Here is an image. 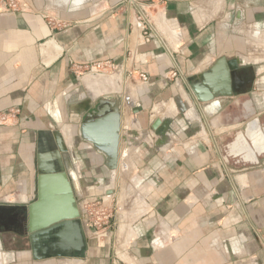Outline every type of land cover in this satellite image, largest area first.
<instances>
[{
    "label": "crops",
    "instance_id": "0c3cea01",
    "mask_svg": "<svg viewBox=\"0 0 264 264\" xmlns=\"http://www.w3.org/2000/svg\"><path fill=\"white\" fill-rule=\"evenodd\" d=\"M123 1L19 0L18 12L0 10V115L20 110L18 124L0 126V232L13 234L15 215L25 227L26 207L35 198L42 133L59 131L71 150L70 165L97 178L94 186L79 185L80 175L74 173L72 180L82 191L92 188L103 200L119 192L118 184L111 188L99 182L109 171L103 153L81 138L84 113L67 111L61 100L79 77L77 70L110 62L117 64L120 79L121 74L132 79L125 82L130 107L122 91L114 96L121 99L116 172L128 138L124 150L141 209L130 223V261L264 264V151L256 152L247 134L248 124L257 119L264 137V0L154 4L155 37L147 43L140 38L143 24L135 17L136 8ZM220 57L240 62L233 95L198 105L190 87L201 84ZM140 73L146 82L139 80ZM174 73L181 82L173 85L168 75ZM75 116L79 125L68 145L60 128ZM156 119L161 124L153 129ZM126 128L137 131V137ZM75 134L81 141L77 148ZM90 194L82 193L84 204ZM83 214L86 249L80 254L34 260L28 249L15 252L13 264H104L102 246L97 253L87 241Z\"/></svg>",
    "mask_w": 264,
    "mask_h": 264
},
{
    "label": "water",
    "instance_id": "95a60500",
    "mask_svg": "<svg viewBox=\"0 0 264 264\" xmlns=\"http://www.w3.org/2000/svg\"><path fill=\"white\" fill-rule=\"evenodd\" d=\"M237 14V18H240L238 12ZM239 63L237 59L227 60L225 57L215 60L210 71L202 75V83L192 84L190 87L196 103L199 105L214 99L231 97ZM99 97L91 98L78 81L62 95L61 100L67 111L87 101L90 102V106L83 112L85 118L84 123L80 125V135L97 151L103 153L112 188L116 177L114 171L117 167L120 140L121 99L118 98L119 96L112 99ZM124 102L127 103L126 98ZM160 124V119H156L152 128L155 129ZM70 151L59 131L52 134L42 133L35 156L37 170L35 198L26 207L27 219L22 229L27 233L29 250L34 260L61 255L71 256L80 254L86 249L82 214L77 203L72 176L69 173ZM123 151L121 160L126 155L125 150ZM112 193V189L107 192V194ZM38 249L41 252L40 256L36 255ZM0 251L7 253L2 248L1 240ZM15 254L11 252L12 261L16 259Z\"/></svg>",
    "mask_w": 264,
    "mask_h": 264
},
{
    "label": "rangeland",
    "instance_id": "374dc122",
    "mask_svg": "<svg viewBox=\"0 0 264 264\" xmlns=\"http://www.w3.org/2000/svg\"><path fill=\"white\" fill-rule=\"evenodd\" d=\"M19 1V0H18ZM145 3H148L145 2ZM122 8H124V6H121ZM144 11H142L141 13L138 12L137 10H135L136 14L135 17L138 21L141 22L140 19L142 18H146L147 20H149V22H151L153 24V29L156 31V26L154 25V20H153V16L150 15V11H152L155 7L153 6H149L148 8L146 6H144ZM0 10L4 11V9L0 6ZM134 12V13H135ZM91 68V67H90ZM82 69V70H77L78 72V78H75V82H78L81 84L82 81H86V79H91V81H94L95 79H104V78H109L112 77L113 82H116L117 85L114 84L113 87L110 85V88H108V92H104L99 94L98 96H110V97H114V96H119L121 94V91L123 93V97L124 100L125 98L127 99V106L129 104V91L126 90L127 85H125L126 83H131L132 79L128 80L125 79L124 76H122L121 74V79L119 76V73L117 72V70H119L117 64L113 63V67H100V68H92V69ZM127 77V76H126ZM169 79L171 80V83L174 85V83L176 82V80H178L179 82H181V78H179V75H168ZM120 80V81H119ZM95 82V81H94ZM126 82V83H125ZM181 85V84H180ZM129 86V85H128ZM93 84L89 83L87 85H85V91L89 92L92 90ZM125 87V91L121 90V88ZM182 88V87H181ZM135 93V92H134ZM91 98H96L92 97L90 94H88ZM115 98V97H114ZM90 105V102L87 101L84 103V108H87ZM179 107V105H178ZM17 108H12L10 109L9 113L14 112ZM19 109V108H18ZM179 111V110H178ZM19 114H20V110L17 116V119L10 116L9 118H5V119H0V126H9V125H14V122L16 121L18 123L19 121ZM182 113L179 111L178 113V117L177 118H181ZM79 116V115H78ZM75 116L74 118H72L71 123L70 124H64L61 126L60 131L63 134V136L65 137V141L66 143L69 145L72 143V138H71V134H72V130L76 131L78 129V125H79V119L80 117ZM263 116L259 117V120H262ZM261 125H264V121L260 122ZM48 125V124H46ZM70 125V126H69ZM132 130V129H131ZM124 132L129 133L131 136L137 137V135H135L137 133V131L135 132L134 129L132 131H128V128H126L124 130ZM126 133V134H127ZM133 134V135H132ZM141 134V131H140ZM142 135V134H141ZM140 135V136H141ZM139 136V137H140ZM124 137V136H123ZM138 137V138H139ZM135 138V139H138ZM125 139L128 140V138H124V149L125 147ZM73 146L75 145V148L78 147V145H80V138L77 136V134L74 135L73 138ZM123 149V150H124ZM76 150V149H75ZM126 151H131L130 148H127ZM83 156H85L84 154H82ZM121 156V154H120ZM81 156H79L80 158ZM78 162V161H77ZM119 162V161H118ZM129 162V163H128ZM82 164V162H80ZM131 163L130 157L128 154H126L124 156V159L121 160L120 158V163L118 164L119 167V173H117L114 181H113V185L112 186H116L117 184L120 186V190H118L119 192L117 193V195L113 198H108V199H104V202H102V199H100V195L96 196L95 192H93L92 188H86L82 191L80 186L76 185V181L73 178V184H75V192L76 195L78 194L80 197V199L77 200V203L79 205V207L81 208V214L84 215L83 213H85L87 215V222L86 224H88L87 226H85L86 230L89 232L87 235V241L90 245V247L94 250V252H97V248L98 246H102V251L101 253L105 254V257L102 258L101 260L104 261V264H133L132 261H130V250L127 249V245L128 242L134 237L133 234H131L130 232V227H131V221H132V217L135 216V212L136 214H138V211H140L141 209L139 207H137L136 204V199H137V194H136V189L134 185H132L131 182H134L133 180H135L136 176L134 174V172H132L133 170H131L129 164ZM80 166H78L77 168H79ZM123 168V170H121ZM76 168L72 167L69 169V173L71 172L72 177H76L74 175V173H77V175L79 176V185L80 183L84 184V186L88 185H92L94 186L96 182H94L95 179H92L90 177H88V173L87 171H85V174L83 175V170H80L81 172H79V170L77 169V171L75 170ZM81 173V174H80ZM110 173H108L107 177L102 181L101 177V183H106L107 185H109L111 187V181H110ZM74 175V176H73ZM99 179V178H98ZM75 181V182H74ZM89 183H88V182ZM86 184V185H85ZM115 184V185H114ZM109 187V188H110ZM91 193L90 195H86V200L87 203L84 204L83 203V199L82 197V193L87 192V194H89V192ZM144 204V203H143ZM114 212L116 213L115 217H114ZM2 213H4L3 211L0 213V215H3ZM91 213V214H90ZM5 219L9 218L7 217L8 214H4ZM100 218V219H99ZM82 216H81V221H82ZM7 223V220H4ZM15 228L14 230H9V231H14L12 233H15L16 235H19V237L13 235V234H4V240L1 238V242H2V248L5 252L4 255L1 256L0 253V264L2 263V261L4 260H8L11 259V252H21V251H27L29 249V243L27 240V236L26 234L22 231V220L19 219L18 221H15ZM89 224H91L89 226ZM85 225V223H84ZM3 225H1L0 229H3L2 227ZM11 228V227H10ZM22 232V233H21ZM152 231H150L149 234H151ZM148 234V239L150 238ZM152 237V236H151ZM101 248V247H99ZM10 252V253H8ZM98 253V252H97ZM21 256V254H20ZM29 255L27 254V261H28V257ZM16 260V259H15ZM11 262V261H10ZM15 263V261H12L11 263H6V264H13ZM78 264V263H76Z\"/></svg>",
    "mask_w": 264,
    "mask_h": 264
},
{
    "label": "built area",
    "instance_id": "2783aa9c",
    "mask_svg": "<svg viewBox=\"0 0 264 264\" xmlns=\"http://www.w3.org/2000/svg\"><path fill=\"white\" fill-rule=\"evenodd\" d=\"M165 1H167V0H148V3H137L135 0H124L122 3L126 6H134L136 8V10L141 13L142 11L145 12L144 6H146L148 8L149 6H152L154 4H161ZM0 6L4 9V11H2V12L6 13V14H14L20 10L18 0H0ZM140 20H141V23L143 24V26L141 28L140 38H141L143 43L150 42L151 40H153V37H155V35L153 34V31H154L153 24L151 22H149V20H147L146 18H142ZM100 67L110 68V67H113V63L107 62L105 65L102 63H95L90 69H92V68L98 69ZM173 75L176 76L175 73ZM147 79L148 78L145 74H142V73L139 74V80L140 81L146 82ZM9 112L10 111L1 114L0 119H5L7 117L9 118L10 116L17 119V116L19 113L18 108L14 112H11V113H9ZM14 124H18V123L15 121ZM102 202H104L103 199H102ZM115 215H116V213L114 212V217H115ZM90 225L91 224H89V226Z\"/></svg>",
    "mask_w": 264,
    "mask_h": 264
},
{
    "label": "bare ground",
    "instance_id": "6f19581e",
    "mask_svg": "<svg viewBox=\"0 0 264 264\" xmlns=\"http://www.w3.org/2000/svg\"><path fill=\"white\" fill-rule=\"evenodd\" d=\"M95 81V82H94ZM94 81H91V79H86V81H82L81 85L83 87H85V85L92 83L93 87L92 90L87 92V94H90L92 97H97L99 94L104 93V92H108V88H110V85L113 87V85H117L116 82H113L112 77L109 78H104V79H95ZM114 83V84H112ZM127 100V99H126ZM128 107H130V105L128 104ZM259 130V125H258V120L257 119H253L250 121V123L248 124L247 127V134L249 135V137L251 139H253V144L255 145V150L256 152L259 151H264V141L260 139V130ZM258 132V134H257ZM250 155V160L251 161H255V155L253 154V151L249 153ZM117 168V167H116ZM115 175H116V169L114 171ZM88 225V224H87ZM84 230V229H83ZM84 234L86 236V232L84 230ZM1 256L4 255V252H1Z\"/></svg>",
    "mask_w": 264,
    "mask_h": 264
},
{
    "label": "flooded vegetation",
    "instance_id": "af4514ba",
    "mask_svg": "<svg viewBox=\"0 0 264 264\" xmlns=\"http://www.w3.org/2000/svg\"><path fill=\"white\" fill-rule=\"evenodd\" d=\"M84 104H82L81 106H77V107H74V110L78 113V114H82L83 112H84V110L85 109H87V108H84V106H83ZM261 131V130H260ZM260 139L261 140H263L264 141V137H263V133L262 132H260ZM264 144V143H263ZM15 215V214H14ZM14 222L15 221H18L19 220V218H16V215L14 216ZM11 223V228L10 229H12V230H14V228H15V223ZM0 223H1V221H0ZM2 224V223H1ZM1 230V229H0ZM22 233V232H21ZM4 234H9V233H5V232H0V238H2L3 240H4ZM13 235H15V236H17V237H19V235H20V233L18 234V235H16L15 233H13ZM19 238H21V237H19Z\"/></svg>",
    "mask_w": 264,
    "mask_h": 264
}]
</instances>
